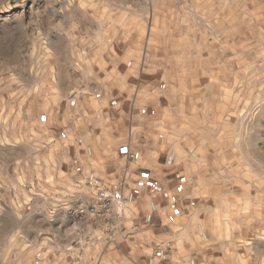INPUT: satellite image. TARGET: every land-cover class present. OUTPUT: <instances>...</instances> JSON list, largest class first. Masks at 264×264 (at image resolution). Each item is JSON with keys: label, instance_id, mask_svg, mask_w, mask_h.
<instances>
[{"label": "rangeland", "instance_id": "rangeland-1", "mask_svg": "<svg viewBox=\"0 0 264 264\" xmlns=\"http://www.w3.org/2000/svg\"><path fill=\"white\" fill-rule=\"evenodd\" d=\"M159 247L264 264V0H0V264Z\"/></svg>", "mask_w": 264, "mask_h": 264}, {"label": "built area", "instance_id": "built-area-1", "mask_svg": "<svg viewBox=\"0 0 264 264\" xmlns=\"http://www.w3.org/2000/svg\"><path fill=\"white\" fill-rule=\"evenodd\" d=\"M88 151H89V149H88ZM93 178H94L93 174H90V175L88 176V180H89L88 182L93 181ZM125 199H126V201H128V202L132 201V199H133V192L130 191L129 193H127ZM149 206H150V213H151L152 211H155V210H156V204H155L153 201L150 202V205H149ZM148 218H149V215H148ZM198 231H199V233H201L203 236H205L204 232L201 230L200 227L198 228ZM163 255H164V249H163L162 247H159V248L154 252L153 255L148 256L147 261H146V264H158V260H157V259H159V260L162 259V258H163Z\"/></svg>", "mask_w": 264, "mask_h": 264}, {"label": "crops", "instance_id": "crops-1", "mask_svg": "<svg viewBox=\"0 0 264 264\" xmlns=\"http://www.w3.org/2000/svg\"><path fill=\"white\" fill-rule=\"evenodd\" d=\"M146 91H148V90H146ZM147 93H150V92H147ZM143 183V181H141V184ZM151 183V181H145L143 184V186H145V187H148L149 186V184ZM153 183V182H152Z\"/></svg>", "mask_w": 264, "mask_h": 264}]
</instances>
